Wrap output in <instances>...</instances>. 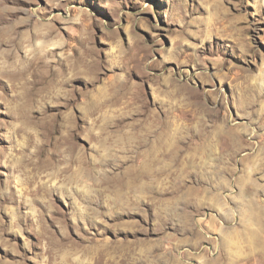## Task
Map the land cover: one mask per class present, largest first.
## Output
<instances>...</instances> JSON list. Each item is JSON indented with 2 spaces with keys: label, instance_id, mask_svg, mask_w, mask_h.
Instances as JSON below:
<instances>
[{
  "label": "rangeland",
  "instance_id": "374dc122",
  "mask_svg": "<svg viewBox=\"0 0 264 264\" xmlns=\"http://www.w3.org/2000/svg\"><path fill=\"white\" fill-rule=\"evenodd\" d=\"M0 264H264V0H0Z\"/></svg>",
  "mask_w": 264,
  "mask_h": 264
},
{
  "label": "bare ground",
  "instance_id": "6f19581e",
  "mask_svg": "<svg viewBox=\"0 0 264 264\" xmlns=\"http://www.w3.org/2000/svg\"><path fill=\"white\" fill-rule=\"evenodd\" d=\"M168 128L173 129L170 125H168ZM106 140L107 139H103V141H104L103 145L106 143ZM174 153H175V151H174L173 142H170V140L168 138L164 139V141L162 142L160 147H158L155 150V154L152 157H150L149 160H147L144 163L143 169H165L166 163L163 162V159L165 157H168V156L170 157V155H174ZM160 171L154 170L149 175L150 176H157V175L159 176ZM247 207H248L247 209L255 208V203L253 202V199L247 200Z\"/></svg>",
  "mask_w": 264,
  "mask_h": 264
}]
</instances>
